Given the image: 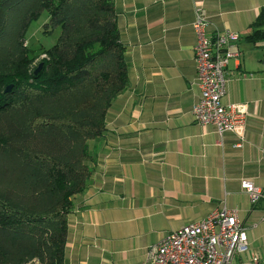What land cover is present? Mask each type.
<instances>
[{"label":"crops","instance_id":"obj_1","mask_svg":"<svg viewBox=\"0 0 264 264\" xmlns=\"http://www.w3.org/2000/svg\"><path fill=\"white\" fill-rule=\"evenodd\" d=\"M208 36L230 31L242 58L228 66L222 102L246 105V141L193 117L195 6ZM128 86L111 103L106 130L88 141L92 174L68 216L64 264H139L152 246L214 210H237L247 249L236 264H264V42L248 37L264 0H114Z\"/></svg>","mask_w":264,"mask_h":264},{"label":"trees","instance_id":"obj_2","mask_svg":"<svg viewBox=\"0 0 264 264\" xmlns=\"http://www.w3.org/2000/svg\"><path fill=\"white\" fill-rule=\"evenodd\" d=\"M40 18L60 30L54 45L27 43ZM253 28L264 42V11ZM125 54L114 0H0V264H64L88 141L128 86Z\"/></svg>","mask_w":264,"mask_h":264},{"label":"built area","instance_id":"obj_3","mask_svg":"<svg viewBox=\"0 0 264 264\" xmlns=\"http://www.w3.org/2000/svg\"><path fill=\"white\" fill-rule=\"evenodd\" d=\"M193 30L197 38L195 70L200 98L194 106L193 117L200 125H212L222 139L233 133L241 146L246 141L248 110L246 105L226 106L222 99L230 80L228 66L238 62L242 53L236 34L226 31L208 36V21L204 9L196 4ZM251 205L264 199V194L250 182H242ZM248 245L246 228L237 210L227 207L214 210L204 220L165 236L152 246L145 261L139 264H236L235 260ZM251 264H260L255 256Z\"/></svg>","mask_w":264,"mask_h":264},{"label":"rangeland","instance_id":"obj_4","mask_svg":"<svg viewBox=\"0 0 264 264\" xmlns=\"http://www.w3.org/2000/svg\"><path fill=\"white\" fill-rule=\"evenodd\" d=\"M45 19L40 18L39 21L33 22L31 24V28L29 30L27 36V43L32 44L35 48H43L44 46L48 47L50 45H54L58 37L60 35V30L57 29L50 35L45 33ZM45 59V57H41L39 60L35 62V64H42L41 60Z\"/></svg>","mask_w":264,"mask_h":264},{"label":"water","instance_id":"obj_5","mask_svg":"<svg viewBox=\"0 0 264 264\" xmlns=\"http://www.w3.org/2000/svg\"><path fill=\"white\" fill-rule=\"evenodd\" d=\"M42 67H43V64H40V66H39V68H38V71L41 70ZM11 88H12V85L8 86V87L6 88V90H5V92H6V93L9 92V91L11 90Z\"/></svg>","mask_w":264,"mask_h":264}]
</instances>
